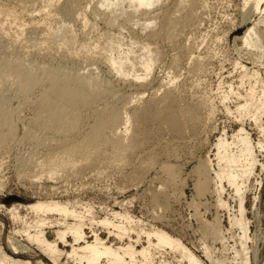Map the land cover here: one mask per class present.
I'll list each match as a JSON object with an SVG mask.
<instances>
[{"label": "rangeland", "instance_id": "obj_1", "mask_svg": "<svg viewBox=\"0 0 264 264\" xmlns=\"http://www.w3.org/2000/svg\"><path fill=\"white\" fill-rule=\"evenodd\" d=\"M247 1L162 0L150 20L153 24L136 22L137 14L121 27L125 15L118 18L119 26L108 24L97 0H2L0 6L8 10L0 11V63L15 57L39 69L38 75L52 66L72 76L93 75L98 79L100 95L93 104L80 105L75 111L66 104L53 108L52 112L65 110L67 117L76 116L75 125L67 127L53 124L51 112H44L39 105L46 82L29 92L17 85L15 77L0 83V133L4 136L0 141V248L8 251V236L12 242L41 254L40 247L22 233L23 226L32 223L36 214L20 210L22 220L13 221L8 210L21 202L54 200L84 214L89 227L86 232L96 229L110 244L113 237L109 239L106 229L97 222L112 219L113 212L126 213L136 221L134 227H159L204 259L199 249L203 240L217 249L222 246L206 236V222L220 217L226 232L229 215L238 209L239 195L227 181L223 183L221 198L230 210L218 205L213 182L199 196L195 184L209 176L200 165L207 158L215 165L219 139L231 143L242 129L255 149L256 165L244 204L246 219L252 222L251 237H258L261 226L253 204L256 196L264 200V41L262 46L248 49L242 38L256 24L264 37V13L254 12L246 6ZM261 3L264 9V0ZM56 28L60 33L53 32ZM67 31L74 36L72 47L63 43ZM141 43L156 51L150 77L143 79L140 64L132 77L110 69L112 55L124 57L130 49L140 55ZM137 76L142 81L134 79ZM244 104L247 108L241 110ZM256 104L262 107L259 119L253 114ZM109 106L118 108L123 118L125 112L131 115L132 122L126 131L122 118L115 129L106 126L98 135L97 118L106 116L104 108ZM174 117L184 123L183 131L168 124L167 119ZM112 130L117 136H127L131 145L122 167L110 156L114 148ZM67 149L73 150L72 158L81 166L60 171L54 179H47V175L35 179L26 172L24 161L32 153L43 160ZM238 150L237 145L229 148ZM87 155L89 161L80 164L78 160ZM210 176L215 174L211 172ZM193 200L198 205L194 206ZM259 208L264 222V205ZM47 218L56 220L60 216L48 214ZM57 229L43 230L49 242H58ZM234 232L236 236L238 230ZM69 240L72 242V238ZM127 242L124 239L123 243ZM229 243L233 245L234 241ZM59 247L71 251L70 246ZM161 253H156L158 261L188 264L179 262L177 252L167 249Z\"/></svg>", "mask_w": 264, "mask_h": 264}, {"label": "bare ground", "instance_id": "obj_2", "mask_svg": "<svg viewBox=\"0 0 264 264\" xmlns=\"http://www.w3.org/2000/svg\"><path fill=\"white\" fill-rule=\"evenodd\" d=\"M42 1L54 3L56 0ZM160 1L162 0H97L96 4H98L100 9L104 10L101 13L103 20H106L112 26L116 23L118 24V18L125 15L124 23H120L121 27H125L127 22L133 21L136 17V22L141 23L142 20L145 22L144 26L153 24L150 20L154 18L155 15H152L155 13V7ZM262 1L250 0L246 2V6L250 5L254 12L262 11L264 13V9L261 7ZM88 7H91V3ZM5 10L8 9L0 6L1 12ZM134 16L135 18H133ZM257 26L258 24L252 25V29L242 38L244 45L248 49H256V47L252 46H262L263 44L264 37L258 33ZM53 32L60 33V30L56 28ZM73 42L74 36L70 31L65 32L63 36L64 45L72 47ZM118 47L122 49V45H118ZM140 48L142 51L140 55L130 48L124 57L122 55L118 57L112 55L109 58L110 69L117 74L130 75L132 77V74L135 73L134 68L137 64H140L144 72L143 79L150 77L156 62V51L150 49L146 43H141ZM14 58L11 57L7 62L0 63V83L3 79L15 77L17 85L22 87L24 92H29L32 88L44 86V82H46L45 90L40 99L41 104L39 105L42 106L44 112H51L50 120L53 124L59 125L62 123L67 127L68 125L71 127L77 121L76 116L67 117V111L65 110L52 112L56 106L58 108L62 104L71 105L70 109L75 111L80 105L93 104L100 95L97 90V87L100 86L98 79L93 75L72 76L69 73L55 69L58 67L54 66L40 70L41 74L39 73L40 75H38L39 69H34L31 65L26 66L23 61L17 58L15 60ZM137 60L139 61L136 63ZM44 77L47 78V81ZM134 79L142 81V77L139 76L134 77ZM246 108L247 104L240 106L241 110H246ZM261 109L262 107L256 104L253 112L256 119L260 118ZM104 112L108 114L106 116L101 114L95 124V131L98 135L102 134V130L106 126H111L115 129L123 118L122 112L116 107H105ZM125 114L123 120H125L127 131L128 125L132 122V117L126 112ZM65 118L73 120L66 121ZM36 121H39V119ZM167 122L168 124H174L179 132L185 128L182 121L176 122V117L167 119ZM12 130L13 127L10 131ZM111 132L114 148L110 156L114 159L116 165H121L122 167L125 164L131 145L127 136H121L122 134L117 136L115 130ZM242 132L243 129L239 131V134L234 137L231 143L225 139H219L216 144L218 153L215 165H212L213 161L208 158L201 162L200 165L201 168L209 172V176H205L204 179L196 182L195 187L199 196L204 195L208 190L209 183L213 182L215 184L214 191L219 196L218 205L230 210V206L221 198L222 193H224L223 183L227 181L239 195L238 209L236 214L229 215L230 228L226 232H224L220 217L212 222H206V236L211 237L215 242L219 241L222 246L217 249L211 247L203 240V244L199 249L204 259H201L191 249L187 248L181 240L172 237L159 227L154 226L150 229L134 227L133 224L136 221L132 219L131 215L126 213L113 212L112 219L104 218L97 222L106 229L109 239L113 237L114 243L110 244L108 240H104L101 237V233L96 229L86 232L89 227L85 224L86 216L84 214L77 212L75 209H70L67 204L51 200L29 204L21 202L9 208L8 211L13 221L22 220L20 210H27L36 214V218L32 223L23 226L22 233H25L30 243H36L40 247L41 254L32 252V249L27 246L12 242L11 238L7 236L5 240H7L8 251L0 248V264H60L63 260L65 261L62 264H167L164 259L158 261L156 257V253L162 252L161 254H163L167 249L171 252L179 253V262L181 263L186 261L188 264H264V225L261 223L263 215L259 216V205L263 206L264 200L261 199L260 195L254 198L253 204L254 216L258 219V223L261 226L259 227V232H261H258L259 236H256L255 239L250 234L252 222L248 221L245 216L244 194L247 190L249 179L254 175L256 160L254 156L255 149L248 135H243ZM3 140L4 136L0 133V141ZM232 145H237L239 150L237 152L229 151ZM36 154L32 153L24 161V168L27 170H24V172H29L35 179L42 178L45 175H47V179H54L53 177L59 174L60 171L68 170L70 167L75 168V166L79 165L78 163L76 165V160L72 158V149L62 151L59 156H57L59 153L56 156L52 153L43 158V160L39 159L40 161L35 157ZM78 161L81 162L80 164L88 162L89 155L82 157ZM71 168L69 169L70 171H72ZM262 168H264V165H262ZM211 172L215 174V177L210 176ZM240 177L241 180H239ZM232 187L230 188L232 189ZM193 202L195 201L193 200ZM195 205H198V202H195ZM48 214H57L60 218L50 220L47 218ZM92 224H95V222L93 221ZM55 227L58 228L55 232L58 242H49L43 230ZM235 230H238L236 236L234 234ZM19 232L17 231L18 234H22ZM227 234L233 235L228 237ZM133 235H135V238ZM69 238H72V242H70ZM124 239L128 240L125 244L123 243ZM231 239L234 241L233 245L229 243ZM251 243L253 246L249 245ZM59 244L70 246L71 251L62 250ZM138 245L141 246V249H137Z\"/></svg>", "mask_w": 264, "mask_h": 264}]
</instances>
